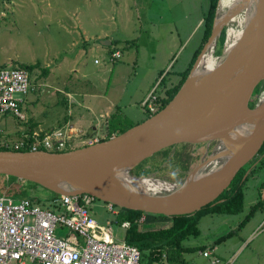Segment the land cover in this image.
<instances>
[{"label":"rangeland","instance_id":"1","mask_svg":"<svg viewBox=\"0 0 264 264\" xmlns=\"http://www.w3.org/2000/svg\"><path fill=\"white\" fill-rule=\"evenodd\" d=\"M207 6L208 0H0V65L38 62L28 72L33 89L25 93L20 106L23 118L10 115L7 117L9 120L2 123L3 117H0V126L25 128L28 119L35 120L38 127L44 128L43 131L45 127L56 126L65 114V106L56 102L63 94L60 75L79 77L82 69L100 74L93 82L95 90L106 93L119 107L120 112L109 118V121L112 118L114 129L142 120L147 112L139 100L146 91L161 92L164 85L176 81L179 72L187 67L200 42L202 18ZM99 29L112 40L109 45L100 44V37L94 36ZM110 45L120 49L121 56L114 63L107 60L106 50ZM221 45L217 40L215 52L220 51ZM94 58L100 59L101 64L94 63ZM120 66L123 68L121 77L115 72ZM70 67L73 70L70 71ZM75 67L79 70L74 71ZM161 77L164 82L158 83ZM96 121L94 118L92 122ZM83 128V136L97 132ZM14 130L7 133L2 130L0 138L13 143L19 139V132L15 134ZM73 141L72 147L80 145L77 139ZM214 142L177 143L169 145L165 154L154 152L140 162L145 161L143 166L147 173L144 175L168 182L178 181L211 152ZM185 155L189 157L187 168L180 166L177 157ZM140 164L131 169L132 175H137ZM249 176L242 185L245 191L242 209L233 214H204L197 223L199 233L184 239L185 244L205 243L212 247L216 236L229 227L233 228L229 237L233 240L246 235V228L264 215V206L258 205L254 216L244 227L238 226L258 195ZM31 191L41 196L50 192L39 186L31 188ZM89 212L99 223H105L113 216L105 201L98 198L91 200ZM150 214L145 213L146 218ZM116 226L120 236L121 230ZM58 231L65 234L67 227L63 225ZM263 239L264 226L250 232L244 242H238L242 245L233 251L236 254L244 248L241 254L251 252L254 245ZM221 242L214 243L216 251H220ZM182 256L187 264H211L197 251H186Z\"/></svg>","mask_w":264,"mask_h":264},{"label":"water","instance_id":"2","mask_svg":"<svg viewBox=\"0 0 264 264\" xmlns=\"http://www.w3.org/2000/svg\"><path fill=\"white\" fill-rule=\"evenodd\" d=\"M219 2L216 0L207 38L183 81L161 108L120 132L68 149H0V174L35 182L57 194L85 192L113 205L166 216L193 213L212 201L264 139V0L252 1L240 38L227 50L223 39L216 53L230 9L226 6L222 11ZM99 43L109 45L110 40L100 38ZM208 45L215 63L194 75ZM256 84L249 107L247 101ZM212 140L211 152L180 180L171 182L170 189H144L123 179V174L147 177L132 175L130 170L161 148ZM214 159L218 162L205 168Z\"/></svg>","mask_w":264,"mask_h":264},{"label":"built area","instance_id":"3","mask_svg":"<svg viewBox=\"0 0 264 264\" xmlns=\"http://www.w3.org/2000/svg\"><path fill=\"white\" fill-rule=\"evenodd\" d=\"M119 57L120 49L112 46L107 52V60L113 62ZM32 89L25 67L0 65V117L11 115L23 118L20 106L25 93ZM156 96L154 91H150L140 102L149 114L157 110ZM38 132L32 131L35 138L30 142V149H36L38 145L48 150L71 148L73 139L83 145L107 135L97 131L83 136V130L67 122L44 131L39 138ZM23 143L20 137L13 143L0 138V145L3 146L16 148ZM93 198L85 192L58 194L46 201L47 206L27 197L13 199L0 194V264H141L140 250L114 234L111 219L99 223L90 214L89 204ZM105 205L111 214L116 212L112 203L105 202ZM142 218L143 215L139 220ZM63 225L67 231L59 234L58 229ZM119 225L127 227L128 221L122 220ZM199 253L208 256L212 263L218 261L208 247L200 249ZM223 264H229V260Z\"/></svg>","mask_w":264,"mask_h":264},{"label":"trees","instance_id":"4","mask_svg":"<svg viewBox=\"0 0 264 264\" xmlns=\"http://www.w3.org/2000/svg\"><path fill=\"white\" fill-rule=\"evenodd\" d=\"M216 0H208V6L202 18V31L200 36V42L197 47L192 52L189 63L185 69L179 72V77L176 81L170 83L169 85H164V88L161 92H157L156 101H157V109L161 108L174 94L176 89L179 87L180 83L183 81L186 76L192 61L194 60L197 52L199 51L202 43L207 38L210 28H211V19L214 12ZM224 39V28L221 29L220 34L218 36V41L220 43L223 42ZM112 40H110V43ZM114 45H110L111 47ZM219 51V50H218ZM216 51V52H218ZM23 66L30 72L34 67L38 65L37 61L30 63H20L18 64ZM44 72V70H43ZM163 83V77L160 78L158 83ZM258 84H256L250 93L247 104L250 107L253 104V98L257 91ZM149 113H147L148 115ZM133 123H129L126 127L132 125ZM32 123L28 124L25 129L19 133V137L24 140L22 146L13 147V146H3L0 145V149H16V150H27L30 149V142L34 141L35 136L32 134ZM107 131L109 132L104 138L110 135L111 131H115V133L122 131L125 128L114 129V123L112 118L107 122ZM51 128L47 129L50 130ZM46 131V130H45ZM44 131L40 130L38 132L37 137H41ZM184 143V142H182ZM37 148L46 149L43 146L38 145ZM168 149L167 147L161 148L156 152L166 153ZM54 151L64 150V149H51ZM264 139L262 144L260 145L256 154L247 161L244 165H242L231 178L228 185L215 197L212 201L206 203L200 208L196 209L193 213H182V214H174L171 216H166L161 213H151L150 215L164 217L170 220L169 224L166 226H159L154 228L141 229L140 222H138V218L141 214L148 213L143 212L139 209H131L123 206H117L116 212L113 214L111 221L119 224L122 220L128 221V226L124 229L123 237L124 240L136 245L141 252L140 262L141 264H187L186 260L183 258V252L196 251L200 248L205 247V244H185L183 242L189 236H196L199 233L198 230V219L200 216L207 213H237L242 209L243 204V183L248 177V174L251 175L253 173L264 170ZM155 152V153H156ZM263 152L261 155L260 153ZM153 154V153H152ZM148 157V156H147ZM145 157L144 159H146ZM178 157V163L181 167L187 168L189 163V157L184 156L183 158ZM142 159L141 161H143ZM160 159V161H162ZM140 161V162H141ZM147 161V160H146ZM158 161L157 163H159ZM138 162L135 166L140 164ZM145 162V161H144ZM144 162L140 164L138 167L137 175H144L147 173V169L143 166ZM134 166V167H135ZM247 169L246 174L242 178L243 173ZM131 173V170H130ZM37 187L35 182H31L28 180H20L15 178L14 176L0 174V194L8 195L13 199H20L22 197H27L31 200L40 202L44 205L49 206L46 201L52 197L57 196L58 194L55 192H49L48 195L41 196L31 191V188ZM217 198H220L217 200ZM257 205V204H256ZM250 211H248L247 215ZM240 220L243 222L246 217ZM231 230L226 233L218 236L217 239L224 237L226 234H229Z\"/></svg>","mask_w":264,"mask_h":264},{"label":"crops","instance_id":"5","mask_svg":"<svg viewBox=\"0 0 264 264\" xmlns=\"http://www.w3.org/2000/svg\"><path fill=\"white\" fill-rule=\"evenodd\" d=\"M82 30L84 31V29ZM84 34H86L85 31H84ZM89 36H92V34H90ZM94 36L100 37V38L107 37L106 33L102 29H99V31L96 32ZM84 38H85V35H84ZM90 48H93V47H90ZM94 48L98 50L96 46ZM106 53H107V50H106ZM94 57H97V55H94ZM115 61H113L112 63H114ZM94 63L101 64V60L98 59V61ZM69 70L70 71L73 70L72 67H70ZM77 70H79V68L75 67L74 71H77ZM115 72L117 73V76L119 77L123 76V68L121 66L117 67ZM99 75L100 74L97 72L90 73L86 71L85 69L81 70L79 77L72 76L71 74L67 76L64 73L60 75V78L62 81L61 89L63 91V94L59 98L56 99V102H60L62 105L65 106V114L62 115L59 121H57L56 126L45 127L46 130L49 128H54V127L63 125L64 123L67 122L73 125L74 127L79 128L80 130H83L84 129L83 127L85 126V128H87L86 130L107 132L106 126H107V122L109 121V118L112 117L113 115H117V113L120 112V109L119 107L117 108V105L110 99V97H108L106 93H101L95 90L93 82L94 80L98 79ZM101 79L104 80V77L101 76ZM149 90L146 91L145 95L139 100V102L143 100V98L146 96ZM96 115H98V117L100 118L97 119ZM7 117H11V116L10 115L3 116L2 123H6V121L9 120V118ZM94 118L95 120H97L95 123L92 122ZM28 120L29 121L27 123L28 124L32 123L33 130H36L35 128H38L39 131L44 129V128L38 127V123L35 120H32V119H28ZM25 121L26 120H24V122ZM0 127L2 128V130L5 131V133L9 132L12 129L13 130L15 129L14 130L15 134L18 132L20 133L25 129V128H22L23 126H17L16 128L10 127V125L3 126V127L0 126ZM249 177L251 179L250 181L254 182V186L256 188L258 195H256L254 202L248 207L247 213L248 211L250 212L248 215L247 213L245 214L248 217H246L243 222H240V221L238 222V226L240 228L244 227L245 223H247L249 219H251L254 216V212L258 205H260L261 207L264 206V170L253 173ZM244 196H245V191L243 190V201H244ZM215 214H226V213H215ZM230 214H233V213H230ZM142 215H143V218L141 220H139L138 218V222H140L141 229L166 226L170 222V220H167L166 218H161V217L153 216V215H150L149 217L146 218L145 213L141 214L140 216ZM116 225H118L119 226L118 229L121 230L120 231L121 234H119L120 236H118L117 231L115 229V227H117ZM112 226L114 229V234L124 239L123 233L126 227H121L119 224L114 223V222ZM263 226H264V215H262V217L258 221H256V223L253 222L250 226H248V228H246L245 230L246 235L244 237H239L238 239H234V240L232 238H229L232 236V233H233L232 232L233 228L229 227V229H226L223 233L219 234L218 236H221L222 234L226 233L229 230H231V232L219 239H217L218 236H216L215 240L212 243V247L204 243L205 247L210 248L211 253L218 258V261L212 263L210 262V258L208 256H205V257L209 259V262L211 264H223V262L226 260H229V264L231 262L232 264H264V239L259 241L257 245L255 244L254 245L255 248H253L251 252L241 254L244 248L239 249V252L237 251L236 254L233 251V249H235L236 246L238 249L240 245H242V243H238V242H244L247 236H249L250 232L257 231L259 228ZM227 239H232V240H227ZM219 241H222L221 242L222 244L220 245V248H219L220 251H216L217 247L214 245V243L215 242L219 243ZM203 248H200V249H203ZM227 248L229 249L227 250ZM200 249L196 250L197 253H199Z\"/></svg>","mask_w":264,"mask_h":264},{"label":"bare ground","instance_id":"6","mask_svg":"<svg viewBox=\"0 0 264 264\" xmlns=\"http://www.w3.org/2000/svg\"><path fill=\"white\" fill-rule=\"evenodd\" d=\"M253 0H220V5L222 7V11L226 6L230 9L228 10L229 15L224 20L225 24V40H224V48L229 49L235 41H237L242 35L243 26L245 22H248L251 13V4ZM222 13V12H221ZM249 17V18H248ZM209 45L207 50L199 59V64L195 66L193 70L194 75H199L203 73L206 69L210 68L214 65L215 59H212V55L210 54ZM241 128L240 130H243ZM246 130V129H245ZM218 162V160L210 161L205 168L213 167V165ZM123 179L128 184L132 186H137L144 189L151 190H162V189H170L173 187L171 182H168L164 179H158L151 176H147L144 178H131L124 176Z\"/></svg>","mask_w":264,"mask_h":264},{"label":"flooded vegetation","instance_id":"7","mask_svg":"<svg viewBox=\"0 0 264 264\" xmlns=\"http://www.w3.org/2000/svg\"><path fill=\"white\" fill-rule=\"evenodd\" d=\"M263 152H264V150H263ZM263 152H261L260 155H261ZM216 197H217V196H216ZM219 199H220V198H217V200H219Z\"/></svg>","mask_w":264,"mask_h":264}]
</instances>
